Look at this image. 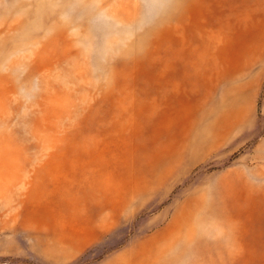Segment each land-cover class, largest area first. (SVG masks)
Instances as JSON below:
<instances>
[{"label": "rangeland", "instance_id": "rangeland-1", "mask_svg": "<svg viewBox=\"0 0 264 264\" xmlns=\"http://www.w3.org/2000/svg\"><path fill=\"white\" fill-rule=\"evenodd\" d=\"M0 264H264V0H0Z\"/></svg>", "mask_w": 264, "mask_h": 264}]
</instances>
